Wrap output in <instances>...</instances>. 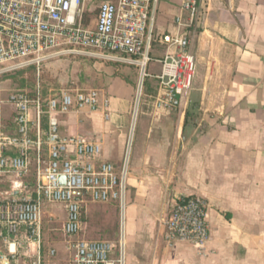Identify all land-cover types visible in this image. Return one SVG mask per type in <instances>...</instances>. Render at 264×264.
<instances>
[{"label":"built area","instance_id":"1","mask_svg":"<svg viewBox=\"0 0 264 264\" xmlns=\"http://www.w3.org/2000/svg\"><path fill=\"white\" fill-rule=\"evenodd\" d=\"M157 1H104L97 7L93 24L87 26L85 0H0V77L27 69L39 74L44 64L62 58L118 63L138 70L135 115L145 79L155 82L154 111L169 114L181 107L192 86L195 62L182 29L194 24L198 8L196 0H185L180 7L182 15L174 19L178 33L163 35V56L151 58ZM151 63L160 67L159 74L147 72ZM5 105L12 121H4L0 106V179L26 177L33 160L36 165L34 199L0 200L1 236L8 255L5 264L43 263L44 202L63 207L62 234L68 239L69 254L65 264H125L123 226L130 144L121 166L115 168L102 159L99 143L81 136H62L59 129V117L70 113L101 112L108 120L109 100L96 89L72 87L42 99L37 86L34 97L21 90L10 92ZM43 117L47 118L44 141ZM85 199L116 205L122 228L118 249L107 241L76 239L83 229ZM207 211L208 204L201 196L176 198L160 222L164 244L185 243L204 250L210 238ZM55 255L49 250V257Z\"/></svg>","mask_w":264,"mask_h":264},{"label":"crops","instance_id":"2","mask_svg":"<svg viewBox=\"0 0 264 264\" xmlns=\"http://www.w3.org/2000/svg\"><path fill=\"white\" fill-rule=\"evenodd\" d=\"M184 2L157 1L160 33H178L174 19ZM196 2L194 24L182 29L195 62L191 89L179 109L155 112L131 133L125 264H264V0ZM109 109L108 120L101 112L62 115L59 129L99 143L102 159L119 168L130 119ZM187 196L208 204L202 251L163 242L162 218ZM44 213L50 223L53 213Z\"/></svg>","mask_w":264,"mask_h":264},{"label":"rangeland","instance_id":"3","mask_svg":"<svg viewBox=\"0 0 264 264\" xmlns=\"http://www.w3.org/2000/svg\"><path fill=\"white\" fill-rule=\"evenodd\" d=\"M104 1L108 0H85V25L89 26V24H93L97 7ZM155 29L158 34H161L157 29V25ZM162 56L163 55H160L157 58H161ZM147 72L157 75L160 73V67L151 63L149 64ZM138 81L139 74L136 69L118 63L72 58L53 60L44 64L39 74L36 72H34V74L32 72H23L16 78L10 77L0 80V106L2 117L4 121L9 124L12 121L9 109L5 104L7 95L14 90L24 91L33 97L36 93L37 86L42 88L44 92H47L48 96L57 94L62 89L71 87L84 90L96 89L102 96L109 100L110 109L129 116L130 125L126 131L125 148L124 152H122L123 156L121 161L122 163L125 150L130 144L129 169L133 150L131 130L134 129V126L136 128L140 124V121L143 122V125H148L152 118L156 116L152 106L153 103L143 95V93H146V86L142 89L137 113L135 115V108L138 101ZM152 86H154V82H150V87ZM110 109L109 111H111ZM82 117L85 116L82 115ZM117 152L116 149L114 152L115 155ZM43 153L46 154L44 148ZM35 187L36 165L33 160L26 177L15 178L13 176H7L0 179V200L11 199L15 196L18 199H24L28 196L31 197L34 194ZM61 207L62 206L58 204L43 203L41 225L42 264H65L69 258V254L66 251V242L68 239L62 234L63 214L59 209ZM44 211L53 213V216L50 218V223H47L49 222L48 215H46ZM82 223L88 224V226L85 227V231H87L88 234H81L76 239L107 241L113 244L116 249L119 248L122 228L120 214L116 205L93 204L88 199H85V203L82 206ZM1 233L2 231L0 229V264H3L6 263L8 255L6 246L2 242ZM49 250H54L56 252L54 258H47Z\"/></svg>","mask_w":264,"mask_h":264},{"label":"trees","instance_id":"4","mask_svg":"<svg viewBox=\"0 0 264 264\" xmlns=\"http://www.w3.org/2000/svg\"><path fill=\"white\" fill-rule=\"evenodd\" d=\"M165 34H167V33L158 34L157 30L155 29L154 36H153V40H152V44H151V50H150V53H149V55H150L151 58H157L158 57V55H156L154 53V51L156 49H158L159 47H162L161 46V38ZM72 59H86V58H72ZM87 60H91V59H87ZM115 64H117V63H115ZM127 67H130V66H127ZM130 68H134V67H130ZM134 69H136V68H134ZM23 72H32L34 74L35 70L34 69H27L26 71L24 70V71L15 72V73H12V74H9V75L0 77V80L8 79L10 77L16 78L17 76L21 75V73H23ZM150 82H154V81H151V80H148V79H145L144 80V82H143V89H144V86H146V88H145L146 93H143V95L145 97H147L153 103L154 97H155V94H156V87H155V82H154V86L150 87ZM40 93H41V98L42 99H45V98L48 97L47 92H44V90L42 88H40ZM35 94H34V96H35ZM46 127H47V118L46 117H43L42 118V121H41V134H42V140L43 141L45 139V135L44 134L46 132ZM31 138L32 139H35V134L34 133H31ZM43 148H45V147L43 146ZM45 155L46 154H44V153L42 154V157L44 159L46 157ZM32 197L34 199L35 195L33 194Z\"/></svg>","mask_w":264,"mask_h":264},{"label":"water","instance_id":"5","mask_svg":"<svg viewBox=\"0 0 264 264\" xmlns=\"http://www.w3.org/2000/svg\"><path fill=\"white\" fill-rule=\"evenodd\" d=\"M60 181H61V184L64 185L65 179L64 178H61Z\"/></svg>","mask_w":264,"mask_h":264},{"label":"bare ground","instance_id":"6","mask_svg":"<svg viewBox=\"0 0 264 264\" xmlns=\"http://www.w3.org/2000/svg\"><path fill=\"white\" fill-rule=\"evenodd\" d=\"M133 122V121H132Z\"/></svg>","mask_w":264,"mask_h":264}]
</instances>
